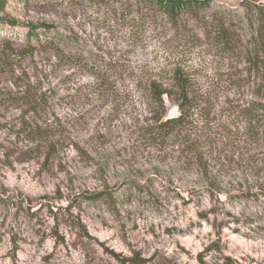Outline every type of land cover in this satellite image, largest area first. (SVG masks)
Returning <instances> with one entry per match:
<instances>
[{
    "label": "rangeland",
    "instance_id": "rangeland-1",
    "mask_svg": "<svg viewBox=\"0 0 264 264\" xmlns=\"http://www.w3.org/2000/svg\"><path fill=\"white\" fill-rule=\"evenodd\" d=\"M243 2L171 16L137 0H0V264H264V128L256 139L231 113L251 89L152 140L155 114L178 107L128 79L146 64L204 86L247 76ZM221 25L236 51H214Z\"/></svg>",
    "mask_w": 264,
    "mask_h": 264
},
{
    "label": "trees",
    "instance_id": "trees-1",
    "mask_svg": "<svg viewBox=\"0 0 264 264\" xmlns=\"http://www.w3.org/2000/svg\"><path fill=\"white\" fill-rule=\"evenodd\" d=\"M154 7L156 10L176 15L182 10L200 12L206 10V0H137ZM243 5L251 17L252 38L251 49L245 50L250 65L247 76L227 79L224 84L204 86L187 75L186 71L176 68L167 71L161 66L142 65L137 70L130 69L128 79L136 85H145L150 98L162 110L165 107L164 97L175 102L179 110L176 117L165 118L155 114L154 124L149 127L147 135L152 140H166L176 136L183 130L195 127L200 119H208L223 94L233 92L238 94L244 85L250 89L252 100L248 105H238V110L231 111L235 121L238 119L246 125L244 132L258 138L255 132L264 128V3L256 0H244ZM219 36L215 40L214 51L223 53L236 51L235 43L231 39L227 28L219 26ZM245 61V62H246ZM169 73V74H168ZM170 76V77H169ZM164 77H166L164 80ZM236 107V108H237ZM216 113V112H214ZM130 263H139L135 258H129ZM230 258L225 259L229 264ZM202 264H207L202 262Z\"/></svg>",
    "mask_w": 264,
    "mask_h": 264
}]
</instances>
